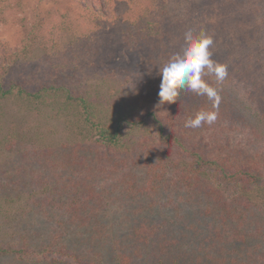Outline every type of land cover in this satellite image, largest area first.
I'll use <instances>...</instances> for the list:
<instances>
[{
    "label": "rangeland",
    "instance_id": "1",
    "mask_svg": "<svg viewBox=\"0 0 264 264\" xmlns=\"http://www.w3.org/2000/svg\"><path fill=\"white\" fill-rule=\"evenodd\" d=\"M50 1L39 2V13L51 6ZM161 1L177 16L179 31L192 32L188 42L180 35L168 41L166 50L171 54L156 45L142 60L146 54L135 49L133 30L123 39V20L130 13L118 4L116 23L95 27L85 21L84 27L70 25L63 33L53 26L56 36L39 35L24 66L12 71L27 90L37 91L53 82L86 91L102 105L125 109L128 103L142 115L154 106L167 113L169 129L177 133L170 144L166 138L155 145L169 149L173 160L188 158L196 147L234 161H264V0H172L171 6ZM37 2L19 0L20 7L4 12L1 42L18 45ZM152 7L146 14L157 22L163 8ZM78 31L77 39H72ZM198 35L208 41V54L201 59H195L192 51ZM188 43L187 53L182 50ZM33 102L29 106L18 105L13 98L0 101V192L13 196L14 204L30 196L53 198L47 200L53 205L45 212L40 207L38 215L0 202V242L23 246L21 236L34 233L36 238L28 245L40 249L58 235L59 241L66 239L62 242L68 243L69 256H77L74 264H117V253L118 262L125 264H212L211 240L204 235L207 222L202 220L201 226L194 205L153 189L160 183L150 177L165 175V170L155 159L145 160L149 151L143 134L123 138L117 150L87 139L79 143L66 127L65 120L73 116L55 114L45 106L37 113ZM55 111L62 112L58 107ZM148 140L151 143V136ZM77 189L92 190V195L79 194L86 201L79 214L91 220L70 222V229H60L57 223L71 215L61 202L67 204ZM197 220L199 230L189 231ZM139 222L145 223V232L154 231L150 236L154 239L136 240L134 228ZM255 226H262L264 232V216ZM87 229L92 231L89 236ZM65 232L67 237L60 235ZM173 235L179 238L177 243L171 241ZM260 240L264 245V236ZM27 251L21 257H0V264H51ZM260 257L259 253L243 256V261L264 264Z\"/></svg>",
    "mask_w": 264,
    "mask_h": 264
},
{
    "label": "trees",
    "instance_id": "2",
    "mask_svg": "<svg viewBox=\"0 0 264 264\" xmlns=\"http://www.w3.org/2000/svg\"><path fill=\"white\" fill-rule=\"evenodd\" d=\"M18 1L0 0V18L4 12L20 7ZM44 1L46 0H38L28 30H25L20 37L16 47H11L0 41V101L13 98L17 102L16 104H29V106L34 101L33 103L36 102L37 107L34 109L37 113L45 106L55 114H67V117L70 115L71 118L73 116V120H65L67 121L66 127L79 143L81 140L87 139L109 149L117 150L123 146V138L131 139L133 134H143L145 138L142 142L149 151V156L145 160L153 161L155 159V162L161 163L165 170V175L150 177L152 182L160 183L156 187L153 186V189L157 193L169 192L173 197L172 200L184 198V202L194 205L195 215L202 218L200 219L201 226L204 227L202 220L208 224L204 229L206 231L204 235L206 234L211 240L209 253L213 257L212 264H250L248 261H243V256L252 257L257 253L264 261V252L260 249V246L264 248L260 240V237L264 236V232L262 226H255V223L264 216V161L251 158L234 161L196 147L188 158L184 157L182 161L181 159L173 160L169 149H159L155 145L158 139L166 138H169L168 143L170 144L174 134L177 133L175 130L169 129L170 118L167 113L161 112L154 106H149L147 112L142 115L140 110L133 111L128 103L125 109L111 104L102 105L97 98L91 97L86 91L91 98L82 90L62 84L55 85L53 82L54 85L42 86L37 91L27 90L24 80L15 76L12 71V68L18 65L24 66L25 58L33 51L34 43L39 35L45 37L47 34H54L56 36L55 31H52L54 27L56 30L58 29L59 33H63L70 25L71 29H79L84 27L85 21L93 22L95 27L106 22L116 23L118 18L114 14V7L118 4L123 6L127 12L129 10L130 13L123 20L126 22L123 24L125 31L123 39L130 37L131 30H133L135 49H141L146 54L143 55L142 60L150 56L149 52L154 51L156 45L160 46L161 50H165L167 54H171V51L166 50L168 41L170 40L172 43L174 35H180L182 40L185 39L188 42L192 37L191 30L182 28L180 32L177 16H173L161 0H51L49 2L51 6L45 12L39 13V2ZM171 2L172 0H166L164 3L170 5ZM153 4L163 8L157 16L158 23L146 14L153 8ZM47 29L51 32L49 33ZM80 31L74 32L71 38L77 39ZM200 37L201 35H198L196 38L199 39L194 40L196 46L192 51H195V59L204 58L208 54L206 50L208 41L206 38ZM81 38L83 37L81 36ZM188 46L189 43L182 51L188 53ZM59 91H61L59 97H55ZM56 107L62 112L55 111ZM29 111L32 110L29 109ZM148 136H151V143H149ZM127 146L125 150L128 154L130 150ZM172 149L181 151L179 148ZM181 154L188 153L182 152ZM164 158L167 160L165 161ZM30 189L32 190V188ZM87 192L91 194L92 190L81 192L77 189L72 196L68 197L67 204L61 202L69 209L71 215H69L68 221H60L56 227L67 230L71 228V226L68 228L70 222L78 221L85 224L86 220H91L90 217L79 214L85 208L84 204L86 203L84 196L79 194L87 195ZM141 194L143 195L144 192ZM39 198L33 199L29 196V200L14 204L13 196L8 193L0 194V202L8 207H17L20 210L25 208L24 212H38V215L41 213L38 210L40 207L44 206L45 212L53 205V203L47 202V200L52 201L53 198L44 200ZM200 221L197 220V226H190L191 230L189 231L199 230ZM144 224V222H139L134 228L136 233L134 237L137 241H148L155 238L150 237L154 235V231L147 233L144 228L142 229ZM91 232L90 229H87L86 236H89ZM60 235L67 237L66 232L60 233ZM33 236L34 233L23 234L21 237L26 243L23 242V246L20 243L15 246L13 244L4 245L0 242V257H21L27 248L28 253L51 261V264L75 263L77 256H69L68 243L62 242L66 239L59 241L58 235H55L40 249H35L28 245ZM35 238L36 236H34ZM135 238L133 239L135 240ZM84 240L87 241L86 238ZM178 240V237L172 236V242L177 243ZM250 241H253L252 246L249 244ZM223 242L224 244L220 246ZM114 255L116 259L120 258L118 253ZM118 259L116 260L117 264H125L118 262ZM175 260L180 261L179 259ZM95 263L97 264V262H93V264Z\"/></svg>",
    "mask_w": 264,
    "mask_h": 264
}]
</instances>
